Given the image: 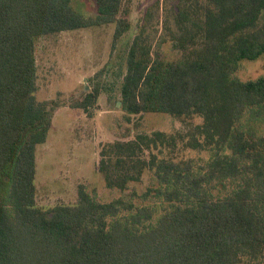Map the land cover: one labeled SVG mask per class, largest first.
I'll return each mask as SVG.
<instances>
[{"label": "trees", "instance_id": "trees-1", "mask_svg": "<svg viewBox=\"0 0 264 264\" xmlns=\"http://www.w3.org/2000/svg\"><path fill=\"white\" fill-rule=\"evenodd\" d=\"M73 1L0 0V264H264V133L241 126L248 112L261 117L264 77L236 76L241 62L264 56V0H169L166 25L182 52L175 62L152 55L144 27L133 39L123 111L201 119L185 133H138L103 146L97 168L106 187L124 194L149 174L142 200L153 205L101 202L81 185L75 204L45 211L36 201V153L55 108L36 97V42L114 24L115 45L130 28L124 0H95L94 17ZM94 93L77 105L87 114ZM178 140L210 158L167 157Z\"/></svg>", "mask_w": 264, "mask_h": 264}, {"label": "rangeland", "instance_id": "rangeland-1", "mask_svg": "<svg viewBox=\"0 0 264 264\" xmlns=\"http://www.w3.org/2000/svg\"><path fill=\"white\" fill-rule=\"evenodd\" d=\"M72 6L86 17L98 13L95 0H74ZM171 7L169 0H124L122 15L129 20L130 28L115 45L114 24L61 32L36 42V97L55 108L47 141L37 147L36 153V201L41 209L46 211L58 204H75L81 185L101 202L122 197L138 206L154 204L142 200L143 192L151 183L149 174L142 182L131 184V189L123 194L106 187L97 164L107 143L134 139L138 133H185L201 123L198 117L183 123L165 114L130 115L123 111L122 104L117 106L121 102L127 51L143 27L149 35L154 57L160 56L168 62L181 58L182 52L173 49L169 37ZM149 10L152 16L148 17ZM236 76L242 81L264 77V56L256 61L241 62ZM96 88L100 93L89 105L90 113L87 114L77 105L87 95L91 94L93 98ZM257 110L260 119L252 118L251 111L241 120L242 128L251 134L253 129L256 135L264 133V105ZM185 142L178 140L175 152L166 151V156L175 160L193 159L197 165L210 158V152L192 150ZM168 209L167 205L155 210L153 222Z\"/></svg>", "mask_w": 264, "mask_h": 264}, {"label": "water", "instance_id": "water-1", "mask_svg": "<svg viewBox=\"0 0 264 264\" xmlns=\"http://www.w3.org/2000/svg\"><path fill=\"white\" fill-rule=\"evenodd\" d=\"M117 106H121V102H118V103H117Z\"/></svg>", "mask_w": 264, "mask_h": 264}]
</instances>
